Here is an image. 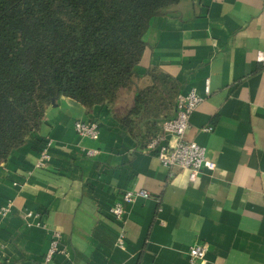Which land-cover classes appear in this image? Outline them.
Instances as JSON below:
<instances>
[{
  "label": "crops",
  "instance_id": "obj_1",
  "mask_svg": "<svg viewBox=\"0 0 264 264\" xmlns=\"http://www.w3.org/2000/svg\"><path fill=\"white\" fill-rule=\"evenodd\" d=\"M142 39L139 76L114 103L86 110L61 96L0 163V264H264V0H179L150 18ZM152 67L178 81V94L202 96L183 137L204 146L215 168L194 181L118 119ZM77 119L97 121L98 138L78 137ZM142 189L149 197L115 219L109 209L122 193ZM53 231L62 251L45 260ZM198 243L205 256L190 262Z\"/></svg>",
  "mask_w": 264,
  "mask_h": 264
},
{
  "label": "trees",
  "instance_id": "obj_2",
  "mask_svg": "<svg viewBox=\"0 0 264 264\" xmlns=\"http://www.w3.org/2000/svg\"><path fill=\"white\" fill-rule=\"evenodd\" d=\"M179 0H0V163L61 96L114 103L139 75L149 20ZM118 119L146 146L176 108L178 81L155 67Z\"/></svg>",
  "mask_w": 264,
  "mask_h": 264
},
{
  "label": "built area",
  "instance_id": "obj_3",
  "mask_svg": "<svg viewBox=\"0 0 264 264\" xmlns=\"http://www.w3.org/2000/svg\"><path fill=\"white\" fill-rule=\"evenodd\" d=\"M259 61L264 60V55L261 51L257 54ZM202 101V96L197 94L194 89H190L186 93H180L176 97V108L173 117L164 119L161 124V132L154 137L148 144L147 148L154 152L160 163L167 167H178L188 171V179L194 181L200 171L213 170L215 163L205 156V147L184 139L183 135L190 123V116L197 105ZM74 131L78 137L89 138L96 140L99 136V124L94 120L77 119L73 124ZM204 130L210 131L211 127H205ZM47 146L40 153V165H44L48 159ZM98 151L96 149H86V155H95ZM136 197L147 198L149 192L147 190H126L122 193L121 199L116 201L109 209L112 216L122 221L125 217V205L131 203ZM8 208L2 207L1 214L6 215ZM27 217L37 218L39 220V211H28ZM60 233L58 231L52 232V239L50 246L45 255V260H49L55 252H61L59 247ZM117 244L123 246L124 235L120 233L117 237ZM207 251L206 243H198L192 245L188 250L189 261L203 260Z\"/></svg>",
  "mask_w": 264,
  "mask_h": 264
}]
</instances>
